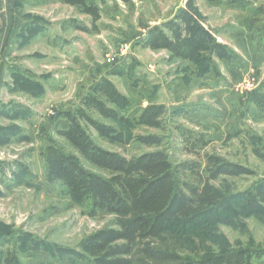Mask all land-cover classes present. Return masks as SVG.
Instances as JSON below:
<instances>
[{
  "label": "rangeland",
  "instance_id": "rangeland-1",
  "mask_svg": "<svg viewBox=\"0 0 264 264\" xmlns=\"http://www.w3.org/2000/svg\"><path fill=\"white\" fill-rule=\"evenodd\" d=\"M93 4L101 14L96 24L103 27L99 32L92 17L81 7L57 0H0V109L6 112L0 116V129L10 138L8 143L0 142V264H6L8 255H13L17 264H85L72 255H61L60 251L80 253L81 243L112 221V217H90L63 193L60 184L48 182L46 156L52 144L62 146L87 169L106 175L57 136V131L68 127L66 120L58 119L57 112L79 105L91 86L113 67L122 66L125 73L113 80L132 102L128 109L119 112L131 123H115L94 115L103 123L118 126L123 141L112 142L90 129L99 146L127 158L162 149L176 165L201 161L206 154L216 155L254 172L239 178L221 177L214 183L226 198L244 192L264 177V104L253 99L257 93L264 101V57L259 67L252 66L241 75L233 72L227 62L218 63L219 73L208 76L214 77L209 87L186 80L181 86L190 87V91L176 98L171 94L176 84L169 83L178 70L170 68L168 72L165 62L169 60L162 51L140 48L150 29L173 19L180 10L193 12L207 27H241L240 13L224 11L219 20L211 21L208 15L212 17L216 12L209 11L204 0H96ZM245 4L250 5V14L242 20L249 27L262 26L264 0H245ZM71 27H81L82 37L90 41L92 81L82 75L74 76L68 69L73 67L74 54L73 47L65 44L72 42L69 37L75 32ZM88 29L97 31L93 38L85 33ZM233 52L241 54L238 49ZM108 58L113 62L109 63ZM11 65L45 86L57 81V71L64 72L52 95L56 94V98H34L15 90ZM193 66L199 78V70ZM158 74L163 77L161 80ZM253 75L257 82L246 91L241 85ZM218 85L221 90L216 88ZM159 90L163 97L154 99ZM149 104L166 106V130L133 125V120ZM138 135L161 136L163 144L145 146L136 140ZM200 139L204 145L191 153L188 147L199 144ZM192 238L202 243L206 253L247 246L264 251V217L239 213L228 222H215L196 232ZM34 245L39 248L34 250ZM27 247L32 250L25 251Z\"/></svg>",
  "mask_w": 264,
  "mask_h": 264
},
{
  "label": "trees",
  "instance_id": "trees-1",
  "mask_svg": "<svg viewBox=\"0 0 264 264\" xmlns=\"http://www.w3.org/2000/svg\"><path fill=\"white\" fill-rule=\"evenodd\" d=\"M57 1L81 7L92 17L96 29L101 19L100 10L93 4L96 0ZM141 45L190 62L199 70V78L213 71L215 60L231 58L228 47L218 42L188 10H180L173 19L150 29ZM124 74L122 66L113 67L90 88L79 105L57 112L58 119L68 123L67 128L57 131V136L106 175L87 169L76 155L52 144L46 156L47 181L60 184L63 193L90 217H112L106 227L81 243L80 253L60 251L61 255H72L85 264H264V251L260 248L247 246L206 253L202 243L192 238L196 232L215 222H228L239 213L264 217V177L244 192L226 198L214 183L221 177L239 178L254 172L209 154L201 161L177 165L162 149L127 158L93 140L90 129L112 142H123L118 126L103 123L94 115L115 123H131L119 114L131 106V101L110 80L111 76ZM12 75L15 90L34 98L44 95V85L37 78L18 68H13ZM253 99L264 104L257 93ZM5 114L0 111V116ZM166 116L165 105L149 104L133 120V125L164 131ZM1 134L0 142L8 143L7 133L0 129ZM136 140L148 147H161L164 139L158 135H138ZM198 142L188 147L191 153L204 145L203 140ZM38 248L34 245V250ZM5 262L17 264L13 255H8Z\"/></svg>",
  "mask_w": 264,
  "mask_h": 264
},
{
  "label": "crops",
  "instance_id": "crops-1",
  "mask_svg": "<svg viewBox=\"0 0 264 264\" xmlns=\"http://www.w3.org/2000/svg\"><path fill=\"white\" fill-rule=\"evenodd\" d=\"M204 1H205V4L208 5L209 11L212 9L216 12V15H212V17L210 14L208 15L209 20H211V21L212 20H219L222 17L220 15L224 11H235L237 13L242 14V15L239 14V18H238V20H239L238 24L240 23L241 27H231V25H226L225 27H219L218 24H217L218 27H207L204 24V27L206 29H209L210 32L217 38V40L220 43L225 44L226 46H228L229 48H233L234 50L238 49L239 51H241V54L240 53L235 54L233 52L234 50L232 51V49H230L231 50L230 60L226 61V60L217 59L214 62V69L209 75H207L206 77H203V78H197L196 74H195L196 71L194 69V66L190 62L183 61L180 59L170 58V55L168 54V52L162 51L163 54H165L169 60L168 62L167 61L165 62V65H167V68H168V72L170 71V68H175L178 70V71H176L175 69H173V71L175 70L177 73H176V75L173 76V78L175 77V79L169 83L170 85H173L174 83L176 84L175 87H173L171 90V94H173L176 98L179 95H181V97L186 96V94L190 91V87H188L186 85L181 86V82H183V81L190 80L191 84H193L194 82H197L202 86L209 87L210 81L213 80L214 77L209 78L208 76L214 75L215 73H219V70L217 68L218 63L227 62L228 66L230 65L231 69H233V72L240 73V75H241V74H244L245 72H247L248 70H251L252 66L255 68L259 67L263 61V57H264V24L262 26L260 25V27H249V24L245 23V20H242L244 17L248 16V13L250 11V9H249L250 5H246L245 0H204ZM202 13H204L203 15L205 17H207V15L205 14L204 11H202ZM71 28H73V27H71ZM101 28H103V27H99V26L96 27L98 32L101 30ZM73 29H74L75 33L73 35H71V37H69L72 42L68 41L67 43H65V44L71 45V47H73V50H74L73 67L72 68L70 67L68 69L70 70L71 74L73 73L74 76L77 75V77H79L80 75H82L85 79L91 80L89 73L91 72L93 67L90 66L91 59L88 58V56H90L92 54L91 50L89 49L90 41H87V39H85V37H82L83 36L82 31H80V29H82L81 27H74ZM95 32L97 33V31H95ZM95 32L92 31L91 29H88V30H86L85 33L88 36H91V38H93ZM140 48H145V47H143L140 43ZM145 49H146L145 51H147V52H150V51L151 52H157V51H152L149 48H145ZM158 52H160V51H158ZM70 61L72 62V60H68V62H70ZM183 62H185L184 65H183ZM59 66L60 65H58V67ZM13 68H15V66L11 65L9 68L10 71H12ZM56 73L57 74H55V76L57 77V81L53 77L55 79V81H53L52 84H50V85L47 84V86H45V84L43 83L44 91H45L44 95L46 96V98H50V99H51V97L56 98V94H55V96H52V95H54V91H57L58 84L60 83L59 81L63 80V77L65 75L64 72H58L57 71ZM1 75H2V71L0 69V78H1ZM178 75L180 76L179 78H177ZM11 76L13 77V75H11ZM74 76H71V77H74ZM157 76H159V74ZM117 77L118 76H111L110 80L115 84V81L113 79L117 78ZM183 77L185 78V80L183 79ZM207 77H208V79H205ZM74 78H76V77H74ZM162 78H163L162 76L158 77V79H160V80ZM218 86H220V85H218ZM221 87L222 86L216 87V88L218 90H221L222 89ZM157 91H158V89L156 90V92ZM159 92H160V90H159ZM159 92H158V95L156 94L154 96V99L163 97L161 95L162 93L161 92L159 93ZM134 105H136V103Z\"/></svg>",
  "mask_w": 264,
  "mask_h": 264
},
{
  "label": "built area",
  "instance_id": "built-area-1",
  "mask_svg": "<svg viewBox=\"0 0 264 264\" xmlns=\"http://www.w3.org/2000/svg\"><path fill=\"white\" fill-rule=\"evenodd\" d=\"M109 63H112L113 62V59L111 58H108L107 60ZM257 82V77L255 75H253L252 77H250V79L245 82L244 84H242V88L245 89L246 91H250L254 88V85L256 84Z\"/></svg>",
  "mask_w": 264,
  "mask_h": 264
}]
</instances>
